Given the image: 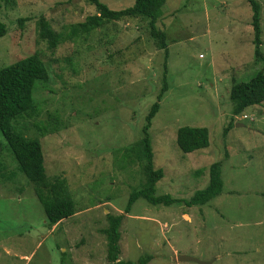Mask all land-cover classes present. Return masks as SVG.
Wrapping results in <instances>:
<instances>
[{
	"label": "rangeland",
	"instance_id": "obj_1",
	"mask_svg": "<svg viewBox=\"0 0 264 264\" xmlns=\"http://www.w3.org/2000/svg\"><path fill=\"white\" fill-rule=\"evenodd\" d=\"M99 1L115 10L133 2ZM256 1L264 54V0ZM160 10L165 60L146 19L111 20L50 51L35 20L64 30L94 7L87 0H0V67L37 52L45 70L32 88L36 111L11 123L38 139L46 176L62 175L74 202L72 215L47 227L0 134V264H106V213L122 214L119 258L129 264L146 254L145 264H264V102L232 115L228 98L234 81L264 71L253 53L249 3L164 0ZM163 61L167 88L147 128L152 167L162 170L155 194L188 198L206 185L213 162L221 191L190 206L137 198L125 213L129 192L144 179L141 128ZM49 124L54 131L42 133ZM180 126L205 127L207 146L182 153Z\"/></svg>",
	"mask_w": 264,
	"mask_h": 264
},
{
	"label": "trees",
	"instance_id": "obj_2",
	"mask_svg": "<svg viewBox=\"0 0 264 264\" xmlns=\"http://www.w3.org/2000/svg\"><path fill=\"white\" fill-rule=\"evenodd\" d=\"M8 0H2L7 3ZM94 7V13L86 15L82 21L69 23L64 30H54L48 20L39 16L35 20L36 35L46 42L48 50L52 51L63 40H70L111 20L124 17H140L146 19L149 35L163 49L164 60L167 54L165 33L156 27V20L161 15V5L164 0H133L132 4L121 9H109L99 0H87ZM251 9L250 26L253 31V53L264 63V54L259 50V4L256 0H247ZM23 18H19L21 22ZM6 32L5 24L0 21V36ZM161 84L144 115L141 142V164L144 179L132 189L123 206V212L130 211L131 204L142 198L151 205L169 206L183 204L185 206L201 205L218 195L221 191L219 162H213L208 167L206 185L195 190L188 198H176L169 194H155L154 184L162 176L160 168H153L151 148L147 128L158 109V101L167 88L165 80V62L163 61ZM43 61L37 52L17 59L0 67V134L10 149L16 162V167L30 183L33 194L41 205L45 225L50 227L74 213V202L68 192L66 179L62 175L46 176L43 167L41 147L37 138H27L12 125L17 117L30 115L36 111L32 100V88L36 80L44 75ZM228 98L231 102L232 115L240 114L245 108L264 102V71H255L247 80L234 81L229 88ZM53 126L44 125L42 133L54 131ZM175 144L182 153L206 147L208 134L205 127L180 126L175 131ZM131 149V148H130ZM139 159V155L136 154ZM122 214H105L106 224L100 229L105 237L106 264H129L128 260L119 258V225ZM149 255L137 259V264H145Z\"/></svg>",
	"mask_w": 264,
	"mask_h": 264
},
{
	"label": "water",
	"instance_id": "obj_3",
	"mask_svg": "<svg viewBox=\"0 0 264 264\" xmlns=\"http://www.w3.org/2000/svg\"><path fill=\"white\" fill-rule=\"evenodd\" d=\"M177 259L178 260H192V261H196L198 263H202L201 261H198L195 258H192V257H189V256H185V255H177Z\"/></svg>",
	"mask_w": 264,
	"mask_h": 264
}]
</instances>
